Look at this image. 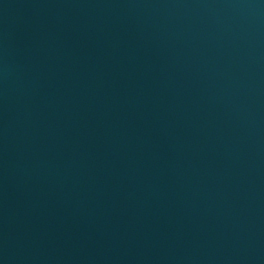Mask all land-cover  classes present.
<instances>
[{"label":"water","instance_id":"water-1","mask_svg":"<svg viewBox=\"0 0 264 264\" xmlns=\"http://www.w3.org/2000/svg\"><path fill=\"white\" fill-rule=\"evenodd\" d=\"M0 264H264V0H0Z\"/></svg>","mask_w":264,"mask_h":264}]
</instances>
